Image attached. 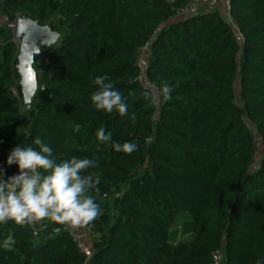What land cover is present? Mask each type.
<instances>
[{
    "label": "trees",
    "instance_id": "trees-1",
    "mask_svg": "<svg viewBox=\"0 0 264 264\" xmlns=\"http://www.w3.org/2000/svg\"><path fill=\"white\" fill-rule=\"evenodd\" d=\"M189 2L0 0L10 22L27 15L61 34L35 55L43 90L26 115L20 44L0 25L4 179L19 172L6 164L10 151L22 143L38 150L39 137L58 161H98L89 171L100 177L91 194L101 209L93 251L79 247L64 224L48 220L43 242L25 224H0V264H213L221 249L224 264L264 262V0H229L231 20L221 9L178 18ZM148 45L144 79L173 88L159 105L139 79ZM99 75L126 97L125 116L92 104ZM100 128L137 150L100 144ZM257 135L262 155L253 169ZM181 220L189 235L175 241ZM10 233L16 243L5 250Z\"/></svg>",
    "mask_w": 264,
    "mask_h": 264
},
{
    "label": "clouds",
    "instance_id": "clouds-1",
    "mask_svg": "<svg viewBox=\"0 0 264 264\" xmlns=\"http://www.w3.org/2000/svg\"><path fill=\"white\" fill-rule=\"evenodd\" d=\"M39 51L37 48L32 54L33 64V55L39 54ZM21 77V84L28 93L26 102L30 103L31 98L43 89L39 88L34 69L26 72L21 68ZM108 79L105 75L95 78L97 90L92 92L91 102L97 110L125 116L129 107L126 97L112 83L106 82ZM172 91L171 86L164 84L158 95L153 96V102H167L171 99ZM79 128L76 125L75 130L79 131ZM96 137L100 144L109 145L116 152L131 154L138 148L137 143L132 141H113L112 133L103 128L96 132ZM33 143L38 150L17 145L7 157L6 164L17 165L18 174L5 180V169L0 168V224L13 221L16 225H24L50 220L78 228L96 220L101 209L91 193L97 189L100 177L89 170L97 168L98 161L75 156L58 161L53 149L39 137ZM15 243L14 234L10 233L2 247L13 250ZM256 264L264 262L257 260Z\"/></svg>",
    "mask_w": 264,
    "mask_h": 264
},
{
    "label": "built area",
    "instance_id": "built-area-1",
    "mask_svg": "<svg viewBox=\"0 0 264 264\" xmlns=\"http://www.w3.org/2000/svg\"><path fill=\"white\" fill-rule=\"evenodd\" d=\"M170 1H174V0H170ZM201 9H205V10L221 9L223 15L231 20L229 0H190V2L183 9H181L178 12L177 17L178 18H185L188 16H192V15L198 13ZM6 23L12 24L13 22H10L8 16L5 13L1 12V10H0V25H5ZM17 39H18V37L16 36L15 40L18 44H20V40L17 41ZM148 52H149V45L142 48V54H141V57L139 59V65L141 67L142 74L140 75L139 79L143 82V84H146L149 86L150 91H151V95L153 97V96L158 95L160 88L157 84L147 82L144 79V73L143 72L146 69V65H147V61H148ZM14 93L16 95H18V90L16 88H14ZM156 104L159 105V103H156ZM257 146H258V152H257L256 157H255L253 169L258 167V163H259V160L261 159V155H262V153H261V139H260L259 135H257ZM94 224H95V220L87 226H81L78 228H73L70 225H64V228L70 233L73 240L78 244L79 247H81L85 250H88L89 248L87 246V243L85 242V236H86V232L90 231L94 227ZM25 225L29 227V229L31 230L33 235L38 237L47 228L48 220L36 222L33 224H25ZM59 230H60V227L54 228V231H56V232ZM224 261H225V255H224V251L221 249L220 251H218L215 254V259H214L213 264H224Z\"/></svg>",
    "mask_w": 264,
    "mask_h": 264
},
{
    "label": "water",
    "instance_id": "water-1",
    "mask_svg": "<svg viewBox=\"0 0 264 264\" xmlns=\"http://www.w3.org/2000/svg\"><path fill=\"white\" fill-rule=\"evenodd\" d=\"M12 25L14 28L15 35L20 39V53L18 56V71L20 73V76L21 68H23L26 72H31L34 69L37 78V70L35 65L32 63L33 52L37 50V48H39L40 53L41 46L50 47L56 44L59 41L61 34L60 32L53 30L50 25L41 24L37 20L27 15L18 17ZM35 55L37 54L33 55L34 61ZM21 89L25 103L30 105L33 98H31L30 103L26 102V97L28 96V93L26 89L22 86V84Z\"/></svg>",
    "mask_w": 264,
    "mask_h": 264
},
{
    "label": "rangeland",
    "instance_id": "rangeland-1",
    "mask_svg": "<svg viewBox=\"0 0 264 264\" xmlns=\"http://www.w3.org/2000/svg\"><path fill=\"white\" fill-rule=\"evenodd\" d=\"M12 24L11 23H6L5 25L7 27H9V30H11V31L14 32V28H13V25ZM14 34H15V32H14ZM18 40H20V39L18 38L17 41ZM44 61H45V57H39L37 59V66L41 67L42 64L44 63ZM23 112H24V114L28 115V104H26V103H24V105H23ZM180 222L181 223L177 224L176 227H175V235L173 237V239L175 241L182 240V239H184L185 237H187L189 235L188 232H184L183 231V229H184L183 221L181 220ZM35 240L37 242H43L45 240V237L44 236H41V237L35 238ZM88 248H89V250H91L89 246H88Z\"/></svg>",
    "mask_w": 264,
    "mask_h": 264
},
{
    "label": "crops",
    "instance_id": "crops-1",
    "mask_svg": "<svg viewBox=\"0 0 264 264\" xmlns=\"http://www.w3.org/2000/svg\"><path fill=\"white\" fill-rule=\"evenodd\" d=\"M22 145L24 146V143H22ZM94 236H95L94 231L90 230V231H87L86 232L85 242L90 247L91 251H93V240H94Z\"/></svg>",
    "mask_w": 264,
    "mask_h": 264
},
{
    "label": "snow or ice",
    "instance_id": "snow-or-ice-1",
    "mask_svg": "<svg viewBox=\"0 0 264 264\" xmlns=\"http://www.w3.org/2000/svg\"><path fill=\"white\" fill-rule=\"evenodd\" d=\"M31 78V77H30Z\"/></svg>",
    "mask_w": 264,
    "mask_h": 264
}]
</instances>
